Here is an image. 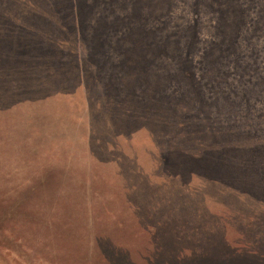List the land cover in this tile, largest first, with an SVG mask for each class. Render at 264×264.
Here are the masks:
<instances>
[{"label":"rangeland","instance_id":"1","mask_svg":"<svg viewBox=\"0 0 264 264\" xmlns=\"http://www.w3.org/2000/svg\"><path fill=\"white\" fill-rule=\"evenodd\" d=\"M173 1L169 17L176 25L200 19L201 45L190 55L199 68L216 17L208 11L197 19L184 4L188 0ZM238 1L247 9L238 52L250 70L231 66L221 83L202 78L199 93L186 78L178 79L170 87L176 98L163 100L140 123L148 129L109 140L117 149L109 158L101 155L109 164L95 162L73 144V137L86 132L80 92L46 99L48 91L31 77L18 79L14 93L0 88V264H264V0ZM154 2L146 0L150 8ZM36 3L47 9L44 0ZM21 4L0 0V16L9 12L15 18ZM13 25L8 35L11 27L17 30ZM166 50L173 55V45ZM162 63L171 64L169 57ZM137 66L136 77L128 74L125 81L139 92L143 83L144 93H157L165 80L154 67L150 73ZM195 72L201 76L200 69ZM106 75L93 86V102L110 96ZM112 120L109 135L122 128ZM97 122L94 134L103 132ZM38 139L51 142L53 162L61 165L57 190L46 188L49 175L45 189L39 184L40 166L12 173L22 157L35 163ZM60 146L76 157L57 153Z\"/></svg>","mask_w":264,"mask_h":264},{"label":"trees","instance_id":"2","mask_svg":"<svg viewBox=\"0 0 264 264\" xmlns=\"http://www.w3.org/2000/svg\"><path fill=\"white\" fill-rule=\"evenodd\" d=\"M20 1L22 13H16L15 18H12L14 13L10 15L9 12L0 16L1 90L8 88V94L14 93L19 88L20 79L31 77L35 79L32 84H40L41 90L48 91L43 97L46 99L70 98L80 92L87 111L83 119L85 133L90 143L102 153L105 143L109 154H113L117 149L109 144L110 141L148 129L140 123L148 122V112L155 115L156 110L152 109L161 105L163 100L176 98L175 89L170 87L179 83L178 79L186 78L199 93L202 78L211 80L214 77L221 83L231 66L235 65L240 73L250 70L238 52L241 51L239 41L247 15V9L238 0H185L187 9L197 19L208 11L207 14L216 17L209 40L202 43L199 68L192 64L190 55L193 53L191 49L196 50L201 45L198 36L200 19L184 22L183 26L176 25L169 17L175 5L173 0H155L150 4L152 8L146 0H44L47 4L45 10L36 6L37 3L32 4L33 0ZM227 1H234L236 7L226 5ZM50 8L52 12H49ZM234 10L237 19H234ZM259 10L260 21H264V6ZM161 18L164 22L160 26H150V19ZM10 23L17 30L12 32L11 27L8 35ZM255 23L258 24L257 20ZM171 45L174 53L168 55L166 48ZM164 57H169L171 64L163 65ZM137 62L146 72L151 73V67H154L157 77L165 80L166 84H160L161 88L155 87L159 93H155L157 96L144 93L148 86L143 83L139 85V92L138 87L135 90L131 82L125 81L128 74L133 75L138 69ZM104 69L107 71L104 88L111 97L93 102L92 89L99 85L105 75ZM197 69L201 71L200 77L195 72ZM157 71L163 72V76ZM113 73L117 74L115 81ZM9 108L10 105L2 110L3 117ZM112 119L122 123V128L120 133L109 135L114 124ZM95 121L103 130L100 134H94Z\"/></svg>","mask_w":264,"mask_h":264},{"label":"crops","instance_id":"3","mask_svg":"<svg viewBox=\"0 0 264 264\" xmlns=\"http://www.w3.org/2000/svg\"><path fill=\"white\" fill-rule=\"evenodd\" d=\"M38 142L40 143V149L38 146L36 148L37 149L36 152L40 155H38V154L34 155V156H36L35 163L29 162V161L33 160V157H22L23 160L21 162V166L18 168L12 167V173H13V175H16L19 172H22L25 170L28 171V170L32 169V171H33V170H35L34 168H36L38 171V168L40 166V171L37 172L38 175H41L39 180H38L39 184L42 185L43 189H45L46 185L48 184L47 183L48 179L46 178V176L49 175L50 178L52 179V183L50 184V187H46V188H50L51 190H57L60 188L59 187L60 185H58L59 182H56L57 177L55 175L59 174L61 172V171L59 172L61 165L59 164V166H57L53 162V161H55V154H54V150L50 149V146L52 145L51 142L45 141L42 139H38ZM11 143H13V141H11ZM74 143L80 144L79 146L81 148V153H84L83 150L87 149L90 152L89 155L92 158H94L95 162L100 163V164H102L103 162H104L103 164H109L110 163L108 158L111 157L112 155L109 156V154H108L109 153L108 145L106 143L103 145V153L101 151H99L96 147L94 148V145L90 143V140L85 133V129L83 131V134L73 137V144ZM45 149H47L46 154L44 153ZM57 149H56L57 153L62 151L64 154H66L69 157H76V154L75 155L71 154L70 151H67L66 148H63V146L57 147ZM12 150H13V148H12ZM106 154H107L108 158L103 160L101 155H106ZM92 155H94V156H92ZM123 155L124 154H122V156ZM38 177L39 176H37V178ZM53 179H54V182H53Z\"/></svg>","mask_w":264,"mask_h":264}]
</instances>
